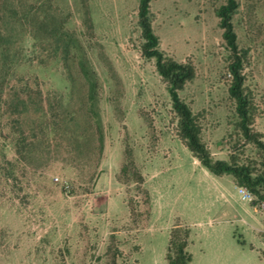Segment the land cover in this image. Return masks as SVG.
<instances>
[{
  "label": "rangeland",
  "instance_id": "374dc122",
  "mask_svg": "<svg viewBox=\"0 0 264 264\" xmlns=\"http://www.w3.org/2000/svg\"><path fill=\"white\" fill-rule=\"evenodd\" d=\"M237 1L245 92L264 141V0ZM53 2L48 12L67 17L77 43L67 61L39 48L40 59H26L18 74L37 79L48 99L62 96L66 106L56 110L69 124L0 184V264H168L176 227L190 231L193 264L204 255L264 264V208L242 200L231 175L209 173L179 140L166 85L141 56L139 0ZM224 4L152 0L153 30L166 56L195 67L180 97L213 159L259 168L228 91L230 55L215 14Z\"/></svg>",
  "mask_w": 264,
  "mask_h": 264
},
{
  "label": "trees",
  "instance_id": "16d2710c",
  "mask_svg": "<svg viewBox=\"0 0 264 264\" xmlns=\"http://www.w3.org/2000/svg\"><path fill=\"white\" fill-rule=\"evenodd\" d=\"M151 2L152 0H139L137 24L142 40L140 52L143 59L154 62L157 75L166 85L172 111L177 119L179 140L209 173L218 177L231 175L237 187H244L251 192L255 198V206L264 204L263 135L252 128L254 112L245 92L243 74L245 53L239 49L233 25V17L239 9L238 1L225 0V4L215 10V14L230 55L228 72L231 83L228 91L235 102L237 128L243 140L258 150L259 168L239 164L233 156L229 161L213 159L201 137L202 126L198 116L180 97V92L187 83L195 79V67L190 62L174 61L160 49V39L152 25ZM49 9H56L53 0H0L1 185L7 186L9 181L17 178V173L35 152L37 145L50 142L59 135L60 123L66 126L69 124V114H59L56 110L66 106L62 96L56 95L48 99L37 79L18 74V67L26 59L31 62L40 59L36 55L39 48L47 47L53 59L61 53L64 61H67L71 48L77 43L73 34L66 29L67 17L58 19L48 12ZM39 64L45 65V62L40 60ZM84 74L87 75L86 71ZM89 85V96L93 99L94 83L89 81ZM69 117L74 120L72 114ZM10 154L13 155L12 158H9ZM189 244V229L174 228L170 233L166 254L168 264H191Z\"/></svg>",
  "mask_w": 264,
  "mask_h": 264
},
{
  "label": "built area",
  "instance_id": "2783aa9c",
  "mask_svg": "<svg viewBox=\"0 0 264 264\" xmlns=\"http://www.w3.org/2000/svg\"><path fill=\"white\" fill-rule=\"evenodd\" d=\"M229 78H231L230 75H228ZM57 182H59L58 179H56ZM65 188H68L67 184H65ZM238 193L240 194L242 200L249 201L250 203L253 204L255 201L254 196L251 194V192L244 188V187H237ZM261 208H264V204H260Z\"/></svg>",
  "mask_w": 264,
  "mask_h": 264
},
{
  "label": "crops",
  "instance_id": "0c3cea01",
  "mask_svg": "<svg viewBox=\"0 0 264 264\" xmlns=\"http://www.w3.org/2000/svg\"><path fill=\"white\" fill-rule=\"evenodd\" d=\"M192 244V241H191V236H190V244H189V246H188V251H189V247H190V245ZM189 253H191V255H192V262H191V264H193L194 263V254L192 253V252H190L189 251ZM202 259H204V262H202V263H200V264H228L227 262H223L222 261V259H221V261H220V258L219 257H217V256H214V257H206L205 255H204V257H202ZM223 259H225V258H223ZM226 259H228V258H226ZM225 261V260H224Z\"/></svg>",
  "mask_w": 264,
  "mask_h": 264
}]
</instances>
